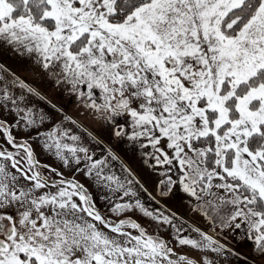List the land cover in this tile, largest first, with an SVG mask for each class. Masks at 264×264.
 Masks as SVG:
<instances>
[{"label": "snow or ice", "instance_id": "obj_1", "mask_svg": "<svg viewBox=\"0 0 264 264\" xmlns=\"http://www.w3.org/2000/svg\"><path fill=\"white\" fill-rule=\"evenodd\" d=\"M0 53L77 102L0 63V264H264V0H0Z\"/></svg>", "mask_w": 264, "mask_h": 264}, {"label": "rangeland", "instance_id": "obj_2", "mask_svg": "<svg viewBox=\"0 0 264 264\" xmlns=\"http://www.w3.org/2000/svg\"><path fill=\"white\" fill-rule=\"evenodd\" d=\"M20 65V64H18ZM20 66L17 64L14 67V71L22 76H27L29 79L33 78V72L37 73L36 85L48 96L51 100L56 103L58 106H62L63 109L68 112L70 115H76L77 113V102L75 97L69 96L63 92V90L56 87L54 82L49 78L46 74L39 71V69H33L30 62L25 61V65L20 69ZM78 119L84 120L83 116H78ZM84 123L88 124L91 128L99 132L101 136L104 135V132L101 131L99 125H93L90 121L84 120ZM96 154L99 158H103L101 155V151L99 148L95 149ZM121 156V161L126 164L133 172L137 173L141 178L142 182L145 183L146 187L153 194H156V183L157 177L153 172H151L148 168L145 167L139 151L135 148L129 146L127 143L122 144L119 148H117ZM113 170L119 174L123 175L122 169L120 167V162H113ZM89 184L90 190L93 191V194L96 198H99L105 194V190L102 188L93 189L91 186V182H87ZM167 206L173 211L184 216L186 220L197 221L201 226H204V221L199 216H194L189 210L188 199L186 195L179 190L176 191L175 195H172L166 200ZM104 201L99 200V206L101 210H104ZM137 218L136 216L133 217ZM143 224L147 225L149 222L145 219L141 221ZM151 230V229H150ZM163 235L167 238L168 232L165 229L160 230ZM243 229L236 232L234 236L229 237L230 246L233 248H237L240 252L248 255L251 259L255 258V254L252 252V242L246 241L243 239ZM192 255H198V253L193 252ZM226 264H239L238 261L234 259H230L226 262Z\"/></svg>", "mask_w": 264, "mask_h": 264}, {"label": "crops", "instance_id": "obj_3", "mask_svg": "<svg viewBox=\"0 0 264 264\" xmlns=\"http://www.w3.org/2000/svg\"><path fill=\"white\" fill-rule=\"evenodd\" d=\"M25 61L26 60L17 57L12 53H0V63L10 67L13 71L15 70L14 67L16 64L17 66H20L19 68L21 69L25 65Z\"/></svg>", "mask_w": 264, "mask_h": 264}]
</instances>
